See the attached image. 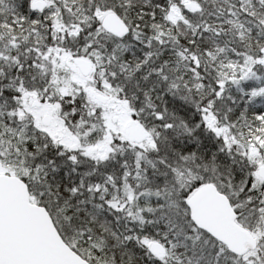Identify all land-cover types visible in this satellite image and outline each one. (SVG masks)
<instances>
[{
	"label": "snow or ice",
	"instance_id": "snow-or-ice-1",
	"mask_svg": "<svg viewBox=\"0 0 264 264\" xmlns=\"http://www.w3.org/2000/svg\"><path fill=\"white\" fill-rule=\"evenodd\" d=\"M0 264H264V0H0Z\"/></svg>",
	"mask_w": 264,
	"mask_h": 264
}]
</instances>
